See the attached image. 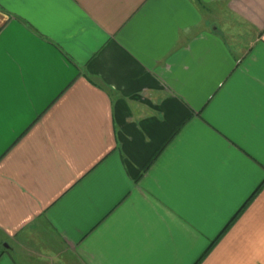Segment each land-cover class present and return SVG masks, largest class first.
I'll list each match as a JSON object with an SVG mask.
<instances>
[{
  "label": "crops",
  "instance_id": "obj_1",
  "mask_svg": "<svg viewBox=\"0 0 264 264\" xmlns=\"http://www.w3.org/2000/svg\"><path fill=\"white\" fill-rule=\"evenodd\" d=\"M263 179L264 0H0V264H264Z\"/></svg>",
  "mask_w": 264,
  "mask_h": 264
},
{
  "label": "trees",
  "instance_id": "obj_2",
  "mask_svg": "<svg viewBox=\"0 0 264 264\" xmlns=\"http://www.w3.org/2000/svg\"><path fill=\"white\" fill-rule=\"evenodd\" d=\"M264 184V179L261 181V183L258 185V187L256 188L255 192L253 194H251L249 196V198L247 199V201L243 204V206H241V208L235 213V215H233V217L229 220V222L227 223L230 224L232 222V220L236 217V215L242 210V208L246 205V203H248V201L254 196V194L263 186ZM216 240V239H215ZM215 240L211 241V243L209 244V247L207 250L210 249V247L213 245V243L215 242ZM206 253V252H205ZM202 258V256L199 258V260ZM199 260H197L195 262V264H197L199 262Z\"/></svg>",
  "mask_w": 264,
  "mask_h": 264
}]
</instances>
